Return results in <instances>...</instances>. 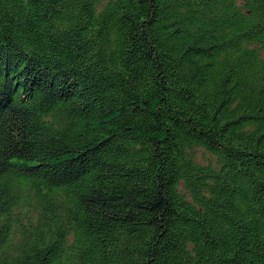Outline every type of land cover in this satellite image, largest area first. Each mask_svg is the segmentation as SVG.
Returning <instances> with one entry per match:
<instances>
[{"label": "trees", "instance_id": "1", "mask_svg": "<svg viewBox=\"0 0 264 264\" xmlns=\"http://www.w3.org/2000/svg\"><path fill=\"white\" fill-rule=\"evenodd\" d=\"M0 264H264V0H0Z\"/></svg>", "mask_w": 264, "mask_h": 264}, {"label": "rangeland", "instance_id": "2", "mask_svg": "<svg viewBox=\"0 0 264 264\" xmlns=\"http://www.w3.org/2000/svg\"><path fill=\"white\" fill-rule=\"evenodd\" d=\"M200 154V159H201V162H206L207 159H211V156L208 155L206 152H204L203 150H199L198 152Z\"/></svg>", "mask_w": 264, "mask_h": 264}]
</instances>
